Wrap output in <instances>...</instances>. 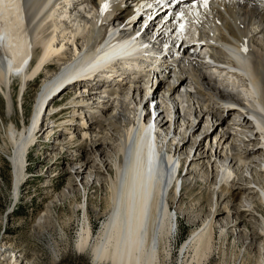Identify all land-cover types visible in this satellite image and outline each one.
Returning a JSON list of instances; mask_svg holds the SVG:
<instances>
[{
	"label": "bare ground",
	"instance_id": "6f19581e",
	"mask_svg": "<svg viewBox=\"0 0 264 264\" xmlns=\"http://www.w3.org/2000/svg\"><path fill=\"white\" fill-rule=\"evenodd\" d=\"M111 1L113 0H54L47 8H41L43 0H8L0 9V25L9 28L11 32L8 36L0 34V93L7 98L8 109L11 108L10 89L13 77L20 81L21 93L30 80L40 76L37 75L39 71L48 74L52 71V65H58V69L52 71L43 82L30 125L19 133L12 126L6 131L8 142L13 146L10 161L13 167L14 192L17 193L20 178L24 174L23 166L29 147L38 142L49 129L42 127L43 118L51 122L53 118H64L52 122L50 135L49 132L46 134V144L52 145L51 151L60 148L58 161L76 165L73 173L69 170L67 173L74 174L77 178L89 172L102 173L107 177V199L103 213L106 219L95 233L96 236L92 231L87 200L81 206L83 218L75 244L80 253L88 254L93 264H169L172 258L170 240L176 233L179 220L171 210L175 201L178 204L181 197L186 196L192 199L195 197L200 204L209 208V212L202 221H193L192 227L195 229L180 247L183 264H211V255L215 250H218L221 264H225L226 251L235 248V245L227 246L226 242L231 233L240 234V226L248 230L251 246L255 238H262L264 241V10L256 9V12L242 3L226 0L213 6V17L202 19L204 23L197 31L200 39L194 40L192 46L196 53L183 58L177 67L171 68L168 65L170 75L154 86L144 84L134 96L127 93L115 94L119 100L114 102L119 104L122 113L126 115L116 113L111 95L107 94V98L101 99L97 94L95 90L103 86L99 84V80L75 82L66 86L74 90L70 92L67 89L70 93L66 95L70 101L53 106L54 110H59L52 113L51 109L46 114L47 107L53 102H47L48 96L62 84H56V79L69 68L75 56L68 53V50L62 53V50L68 49L69 44H73L76 49L84 42L97 43L105 35L109 38L118 27H122L125 34L131 33L130 8L124 6V0L110 3ZM21 3L24 7L22 13L15 14L14 10H9V6ZM89 5L90 13L68 14L69 8L86 9ZM128 27L129 30H125ZM211 27L214 31L210 30ZM165 33L163 27L155 31L156 45L163 42ZM215 34L217 36L214 37ZM76 35H79L78 39ZM21 43L23 50L18 54L17 47ZM198 46L210 53L216 63L230 61V56L241 57L247 62L245 74L206 64L204 56L197 52ZM29 58L32 62L25 68ZM63 89L59 94L63 93ZM87 90L88 95L85 94ZM154 103L156 105L151 114L149 104ZM181 112L184 119L178 122ZM85 114L91 120L89 123L84 121ZM121 116L128 118L127 122L122 121ZM231 116L236 118L231 123H226ZM152 118L155 128L147 125ZM75 120L80 122L75 125ZM167 123L170 127L173 125L176 131L168 141L171 128H167V136L161 135ZM198 128V134L194 135ZM76 129L81 133L77 137L72 136L74 132H69ZM56 130L60 132L58 137H54ZM143 130L148 135L153 134L157 147L154 158H146L147 152L134 149ZM89 132H94L95 135L91 136ZM237 133L244 136L237 137ZM69 134V138L57 142L58 138ZM199 137L204 142L213 139V147L198 143L191 157V150L185 158L180 156V151L189 142H193L194 146ZM234 138L240 139L242 147L236 146ZM50 139L56 143L53 144ZM164 143L167 147L165 152L159 148ZM5 148V144L0 145V154L5 153ZM217 159L223 160L224 165L217 164ZM140 160L145 171L146 168L150 169L149 166H157L156 171L153 170L157 185L152 202L145 201L147 197H143L145 210L142 207L131 217L126 212L133 206V203L129 204L133 194L128 189V184L135 174L134 166ZM195 162H200L205 171L208 168L215 171V176L211 179L212 188L205 195L197 193L195 187H200V182L194 180L190 168L182 176L186 163L191 167ZM248 162L258 167L255 172L258 176L251 173L252 181L244 178L245 180L236 182L237 173L232 167L236 166L240 171ZM178 165L181 168L177 172ZM176 192H180L177 199ZM253 195H256L255 198ZM243 197L253 199V210H241L236 206ZM254 210L259 213L260 218L254 219L256 223L252 224L245 218L248 215L254 218ZM226 211L231 214V221L228 215L227 231H219L217 240L220 243L217 246L215 222ZM199 213L202 214V210ZM191 215L193 214L187 210L184 216L191 219ZM228 227L232 230L231 233L228 232ZM257 229L262 234H257ZM41 232L48 233L49 230ZM46 248L49 256L47 264H55L60 260V249L56 244H50ZM4 252L13 254V257L6 259L8 261L11 258L13 264H30L37 260H32L29 254L17 248H8ZM230 254L234 262L240 255ZM242 264H250V259L247 257ZM256 264L264 262L256 261Z\"/></svg>",
	"mask_w": 264,
	"mask_h": 264
},
{
	"label": "rangeland",
	"instance_id": "374dc122",
	"mask_svg": "<svg viewBox=\"0 0 264 264\" xmlns=\"http://www.w3.org/2000/svg\"><path fill=\"white\" fill-rule=\"evenodd\" d=\"M68 49V53H70V47H68ZM57 69V64L52 65V71ZM52 71L48 74L45 71H42V74H40L38 78L36 77L34 80H30L27 83V86H25L22 90L23 92L21 93L20 81L18 78H16V80L15 77H13L14 81L11 82L12 88L10 89L12 95V99L10 100V109L7 108V98L0 93V145H6L5 153L0 154V264H13V261L10 260L11 258L8 261L6 260L9 257H13L12 253L7 252L6 254V252H4L5 249L8 248H17L21 252H26L32 257V260L37 258V260L31 261L30 264H47L49 256L47 254L48 251L46 247L50 244H56L60 249V260H58L55 264H93L90 256L86 253H80L75 246L78 239L80 222L83 218V211L81 207L83 206V202H86V200L88 202L90 222L94 236L97 235L95 233L100 230L104 220L106 219V216L103 214L105 201L107 199L106 175L91 172L83 174L78 178L74 174L69 175L67 170L72 172L76 165L73 166L69 165L67 162L58 161L60 148L51 151L52 145L46 144L48 141V139H46V134L49 132L50 135L52 122L60 121L64 118H53L52 122L47 120V118H43L44 122L42 123V127H49V129L41 136L38 142L36 141L30 146L31 148L29 147L26 155V161L23 166L24 174L20 178L17 193L15 194L14 192L13 167L10 161V158L13 155V146L8 142L9 140L6 135V131L10 126H12L14 130L19 133L29 126L37 96L41 91L43 82L50 76ZM67 89L68 87L61 91L63 93L60 98L52 102V105L48 107L46 113L50 112L51 109L52 113L57 112L59 109L57 108L55 111L52 108L53 106L57 107L60 104H66L70 101L68 93L73 92L74 90L68 89L70 91L69 92ZM88 97H90V95ZM61 98L65 99L63 100L64 102L59 104L58 101ZM116 103L113 105L115 106L113 108H115L116 113L123 114L119 104ZM111 110L112 109H110V111ZM161 111L162 110H160V112ZM87 115L86 118H84V121L89 123L91 120ZM123 115H126V113ZM69 116L70 115L68 114L67 117L69 118ZM121 117L122 121L127 122L126 119L128 118H124L123 116ZM234 118L236 117L231 116L228 118L226 123H231ZM182 119H184L183 113L180 114L178 122ZM74 122L76 123L75 125H77L80 121L75 120ZM167 128H171L169 123L165 125L163 133L161 134L162 137L167 136ZM199 130L200 128L195 130L194 135L198 134ZM54 132H56L54 137H58L60 132L58 130ZM69 132H74L75 135L73 133L72 136L77 137L79 136L80 130L76 129ZM89 133L91 136L95 135L94 132ZM243 136L244 135L237 133V137ZM69 137L70 134L62 136L60 139L58 138L57 142L59 140L61 141L63 138ZM176 138L178 139L179 135ZM169 139H167V141ZM210 140H212V142H204L201 141V137H199L194 146H192L193 142H189L186 148H184L182 152L180 151V156L185 158L191 150V157L195 152L198 143H201L203 146H206L207 144L210 148H212L213 139ZM50 141H52L53 144L56 143L53 139H50ZM234 141L237 147H242L243 144H241L239 138H234ZM245 144L247 145V143ZM161 147V150H164V152L167 150L165 143L160 145V148ZM64 151L65 149H63L62 152ZM183 152H185V154ZM216 161L217 164L224 165L223 160L217 159ZM187 163L189 164L188 161ZM187 163L184 167L182 176L185 175L187 168H190L193 172L192 176L195 177L194 180H198L200 182V187H195L197 193H203L201 195H205L207 190L212 188L213 182H211V179L215 176V171L211 170V168H208V170L205 171V168H201L202 165L200 162H195V164L191 167H188ZM249 164L250 162H248L245 168L240 171L237 170L236 166L232 167V169L237 173L235 177L236 182H240V179L245 180L244 178L251 180V173L258 176V173H255L256 170H258V167L253 163ZM253 165L255 168L252 167ZM64 169H66V172H63ZM185 179L187 180L188 177H185ZM102 182L104 183L102 184ZM251 186L254 187L253 184H251ZM84 188H86V191H84ZM176 193H178L176 194L177 199L179 198L180 192ZM255 196L256 195H253L252 197L255 198ZM181 198L178 204H176L177 202L175 201L174 207H172L171 210V213L175 214V217L179 220L177 223L176 233L171 238L172 241L170 240L172 258L169 261V264H183L184 258L180 255V247H182L181 245H183V243L186 242L192 235V232L195 229V227H192L193 221H202L209 212V208L203 203L200 204L195 197H193L194 199L186 196ZM252 202L253 199L243 197L241 202L237 203L236 206L240 207L241 210L247 209L251 211L253 210ZM219 203L220 202L218 201V205ZM184 210L186 212L188 210L191 214H193L191 215V219L185 218L184 215L186 212ZM200 210H202V214L199 213ZM253 214L254 218H250V215L245 218L247 222L252 224L256 223L254 219L260 218L259 213L255 210ZM228 215L229 217L231 216V214L227 211L220 214L219 218H217L218 220L215 222V244L217 246L220 243L217 240L219 231H227L226 220ZM40 229H47L49 232L42 233ZM228 232H232L229 227ZM239 233L240 234L238 235L236 232L231 233L228 238V242H226L227 246L229 245L231 247L235 245V248H229L230 250L228 249L226 251L225 264H242V261H244L247 257L250 259V264H256V261L264 262L263 239L255 238L251 246L249 244L251 236L249 235L248 230H244V228L240 226ZM256 233L259 235L262 234L259 229H257ZM217 253L218 250H215L212 253L211 258L213 262L211 264H221ZM230 253H240L238 260L234 262L233 256ZM4 254H6L5 258Z\"/></svg>",
	"mask_w": 264,
	"mask_h": 264
}]
</instances>
